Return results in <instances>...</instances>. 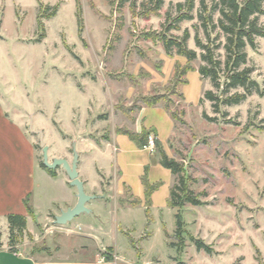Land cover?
<instances>
[{"label":"rangeland","instance_id":"374dc122","mask_svg":"<svg viewBox=\"0 0 264 264\" xmlns=\"http://www.w3.org/2000/svg\"><path fill=\"white\" fill-rule=\"evenodd\" d=\"M185 1L165 0L157 10L150 0H131L124 6H119V0H0V97L23 119L40 165L45 150L50 163L66 158L72 164L75 151L82 159L80 150L92 154L102 149L117 129L133 126L148 97L157 96L159 104L176 116L165 150L185 165L189 186L203 202L182 209L186 233L182 240L173 232L168 237L170 246L158 219L164 218L172 230L176 209L155 208V221H150L146 208L122 211L112 198L95 207L94 213L84 211L72 221L95 227L97 241L75 236L72 222L38 224L31 220L29 228L37 241L26 233L17 245L24 244L25 252L85 259L102 256L104 251L95 243L104 241L103 245L144 249L148 257L168 264H264V94L254 92L241 104L222 105L219 113L210 101L199 103V93L217 90L200 74L183 84L187 78L183 68L190 64L196 70L202 64L196 34L208 40L199 18L200 0H196L195 18L182 21L179 30L169 31V35L182 36L188 29V45L197 50L198 59L188 62L185 57L169 55L161 43L147 38L164 31L177 15L178 3ZM47 6L50 12L58 7L55 16L43 15ZM218 16L214 15L215 20ZM259 22L264 27V15ZM210 29V39L219 44L217 57L225 61V36L219 28ZM256 44V48H246V66L264 90V37L258 36ZM204 112L217 120H208ZM83 139L91 140L94 148L82 143ZM111 141V151L107 150L102 161L117 186L122 182L123 161L118 155L123 145ZM144 165L135 159L128 162L127 179L135 187ZM55 169L66 171L62 165ZM87 174L94 178L92 165ZM65 196L62 185L38 171L37 220L62 206L51 199ZM192 237L204 239L215 253L198 250ZM7 244L10 246L9 241Z\"/></svg>","mask_w":264,"mask_h":264},{"label":"crops","instance_id":"0c3cea01","mask_svg":"<svg viewBox=\"0 0 264 264\" xmlns=\"http://www.w3.org/2000/svg\"><path fill=\"white\" fill-rule=\"evenodd\" d=\"M192 71L196 72L190 74ZM197 71L198 68L189 71L187 73V80L190 76L199 78L200 73ZM201 93L197 96V100L203 96ZM14 113H16V115ZM128 128L138 133L143 129L153 130L158 140L165 148L173 134L175 121L171 113L163 105H143L137 112L133 126ZM112 138L123 145L118 155L122 157L123 161V170L120 169L119 171V173H121L122 182L120 185H118V183L117 186L115 180L113 181L114 178L107 176L102 161V157L104 154H107V150L108 152L111 151ZM85 141L89 143V147L92 149L94 148V145L91 144V140L83 139L82 143H85ZM80 154L84 156H82V159L81 155L78 158L79 178L84 182L85 192L93 196L86 203L89 212L94 213L95 207H99L100 203L110 202L113 198L119 210L121 209L123 211L137 208L138 206L144 207L146 208L148 219L150 221H155V208L170 207V191L175 181V175L170 169L166 167V169L163 168L164 166L160 162L159 152H151L147 148H141L127 134L119 132L117 129L107 140L105 147L93 150L92 154L83 153V150H80ZM133 159L145 164L143 166V172L140 171L139 173L136 187L127 179L129 175L127 169L128 162ZM91 165L92 168L95 169L94 178L92 179L87 174L88 168H91ZM63 169L64 171L66 170L64 167ZM38 171L44 173L46 179L52 183L62 185L67 191V196H65V198L51 199V203H60L62 206L54 212H47L43 220H37L38 208L35 203ZM65 172H63L62 169L56 170V175L53 176L39 164L37 161L35 144L31 136H29L25 130L23 119L18 112L10 110L0 97V234H2L0 240L2 243L0 244V264H168L161 261L159 258L155 259L156 257H148L144 249L136 251L135 249L122 246L119 247L118 245H103L104 241L96 242V247L101 251H106L108 247H113V259L101 260V255L85 259L36 256L25 252L21 247L24 244L20 247L17 246L16 249H11L7 244L9 241L8 214L16 213L26 215L28 224L27 229L32 234V239L37 241L34 232L29 228L31 220L33 223L38 224H47L49 221L55 222V218L61 214V210L66 211L77 205L78 189L71 184L67 171ZM154 174L155 177H153ZM106 179H110L111 183L106 182ZM87 186L89 191H86ZM27 197H29L33 213H31L26 205ZM134 201H138L139 203L133 205ZM93 202H96L97 205H92ZM80 215L81 213L73 219L80 218ZM73 219L68 222L74 221ZM158 220L161 229L165 232L166 243L169 245L167 234L172 236L176 227L169 230L166 227L164 218H159ZM94 230L97 229L90 224L82 225L72 222V233L75 236L84 235L96 240ZM120 230L122 233L127 231V229H124L122 226H120ZM149 236H151V232L147 237ZM216 263L212 262L209 264Z\"/></svg>","mask_w":264,"mask_h":264},{"label":"trees","instance_id":"16d2710c","mask_svg":"<svg viewBox=\"0 0 264 264\" xmlns=\"http://www.w3.org/2000/svg\"><path fill=\"white\" fill-rule=\"evenodd\" d=\"M128 2H131V0H119L118 3L119 6H124ZM150 2L154 5V8L159 10L164 5L165 0H150ZM178 6L177 15L174 17L169 15L172 23L164 31L147 36V38L151 39L152 37L155 42L161 43L167 54H176L185 57L188 62H192L198 59L199 54L196 49L190 48L188 45V40L191 37L189 30L186 29L182 36L169 35V31L173 28L179 30L182 21L193 20L195 18L193 11L196 6V0H186L184 3L179 2ZM57 10L58 7L54 6L50 12V6H47L46 13L43 15L47 18L53 17L56 15ZM81 13L82 9L79 5L77 17L80 29L82 30L83 19ZM216 13L219 15L217 20L214 18ZM43 15H41V18L44 17ZM261 15H264V0H200L199 18L207 32L208 40L204 41L198 34L195 36L196 46L202 50L200 54L202 64L199 66L198 71L201 77L208 79L217 90L215 91L213 88L207 89L200 98L199 103L208 100L212 103L215 111L219 113L222 105L241 104L254 92L261 95L264 94V90H261L259 83L252 78L251 68L246 66L248 59L247 46L250 45L252 48H256V38L258 36L264 37V27L259 22ZM210 28H219L225 36V61L217 57L216 48L219 47V44L214 45V42L210 39ZM191 70H194V67L187 64L183 68L182 74L187 75ZM187 82L188 80L185 78L183 84ZM239 88L243 90L240 91L238 90ZM232 89H236V91L231 93ZM160 101L159 97L151 96L147 98L143 105L155 106L159 105ZM164 107L168 110L167 106ZM170 113L175 121L176 116L174 113ZM204 116L210 121L217 120L216 117H211L206 112H204ZM227 121L230 122L231 120ZM118 131L127 134L141 148H144L150 134L155 133L150 129H143L140 133L129 128H120ZM156 145L160 154L161 164L170 169L177 177V181L171 187L169 206L176 209L175 234L183 240V235L186 233V222L183 218L182 209L187 204L198 206L202 205L203 202L189 186L190 177L187 174L185 165L176 158L171 157L158 138L156 139ZM41 166L51 175H56V169L47 167L43 161ZM138 203V201H134L133 205H137ZM26 205L31 213H33L29 197L26 198ZM7 222L11 249L17 248V245L21 243L26 233L32 237V234L27 232L26 215L8 214ZM167 236L169 237L168 234ZM192 240L195 242L198 250H205L208 254L215 253L213 246L206 243L204 239L192 237ZM103 255L106 259H113V247H108L103 252Z\"/></svg>","mask_w":264,"mask_h":264},{"label":"water","instance_id":"95a60500","mask_svg":"<svg viewBox=\"0 0 264 264\" xmlns=\"http://www.w3.org/2000/svg\"><path fill=\"white\" fill-rule=\"evenodd\" d=\"M42 133V131H40ZM45 165L49 168L55 169L57 166L62 165L71 180V184L76 186L78 189V203L74 208H69L55 218V223L65 224L80 213L84 211H89L86 203L93 197L88 195L84 189V182L79 178L78 172V153L75 151V157L72 164L66 158H56L52 163L48 161V156L45 150L44 161Z\"/></svg>","mask_w":264,"mask_h":264},{"label":"built area","instance_id":"2783aa9c","mask_svg":"<svg viewBox=\"0 0 264 264\" xmlns=\"http://www.w3.org/2000/svg\"><path fill=\"white\" fill-rule=\"evenodd\" d=\"M156 139L157 136L155 133L150 134L144 148L149 149L151 152L157 151ZM105 259H106L105 256L102 255L101 260H105Z\"/></svg>","mask_w":264,"mask_h":264}]
</instances>
